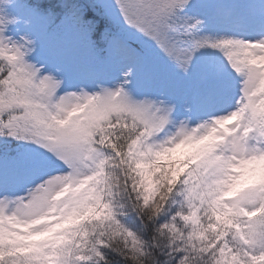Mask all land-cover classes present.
Listing matches in <instances>:
<instances>
[{
  "label": "snow or ice",
  "instance_id": "6c2138e0",
  "mask_svg": "<svg viewBox=\"0 0 264 264\" xmlns=\"http://www.w3.org/2000/svg\"><path fill=\"white\" fill-rule=\"evenodd\" d=\"M0 264H264V0H0Z\"/></svg>",
  "mask_w": 264,
  "mask_h": 264
}]
</instances>
